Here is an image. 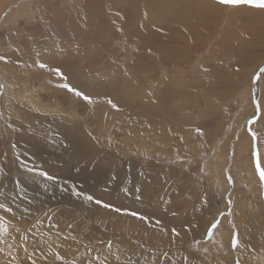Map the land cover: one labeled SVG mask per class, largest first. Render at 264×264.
Wrapping results in <instances>:
<instances>
[{"label": "rangeland", "instance_id": "rangeland-1", "mask_svg": "<svg viewBox=\"0 0 264 264\" xmlns=\"http://www.w3.org/2000/svg\"><path fill=\"white\" fill-rule=\"evenodd\" d=\"M191 1L0 0V264H264V10Z\"/></svg>", "mask_w": 264, "mask_h": 264}, {"label": "snow or ice", "instance_id": "snow-or-ice-1", "mask_svg": "<svg viewBox=\"0 0 264 264\" xmlns=\"http://www.w3.org/2000/svg\"><path fill=\"white\" fill-rule=\"evenodd\" d=\"M217 3L221 4V5H232V6H240L242 4L244 5H249L251 7H254V8H257V9H260V10H264V0H216ZM2 59H5L4 57H0V60ZM39 67L41 69H47V65L41 63L39 64ZM51 71H54L56 74L58 75H62V73L60 72V70L57 68V69H52ZM261 75H264V67L260 68L259 69V72L257 73V75L254 77V80H258ZM63 88L67 89L68 91L70 92H73L77 97H80L81 99L85 100V101H88V102H91V97H89L88 95H85L82 91L76 89V88H73L72 86H70L69 84L65 83L63 85H61ZM3 88V85H0V89ZM109 104H112V107H117L115 104L112 103L111 100L108 101ZM259 104L257 105V109L259 110ZM200 131V130H198ZM252 139L255 141L257 139L256 137V134L253 132L252 133ZM253 157H254V162H255V166H256V170L257 172L259 173V177L261 179L262 182H264V166H262L261 164V158H260V153H259V150L256 149L254 152H253ZM40 175L44 176L45 178L47 179H54L53 177H50L48 176L47 173H43L41 172ZM89 200H92L93 197L91 196H88L87 197ZM97 204H102L103 207L105 208H113L112 205H108V204H103L102 201H99L97 200L96 201ZM4 206L3 205H0V208H3ZM10 211V209H9ZM114 211H117V212H120L122 211L121 209L119 208H114ZM130 215H133V216H138L141 220H146L147 217H144V216H140L138 213H135V212H132V213H129ZM157 224L161 223L159 220L156 221ZM219 223L220 221L217 219L215 220L211 225H210V228H209V231H212L214 230L215 228H217L219 226ZM172 232L173 234H176L178 235V233H176V230L175 229H172ZM238 240L234 239L233 240V244L232 246L233 247H237L238 246ZM108 247L110 248L111 247V243L109 242V245ZM26 250V249H25ZM57 259H63L61 256H59V254L57 253ZM33 264H35V262L33 261Z\"/></svg>", "mask_w": 264, "mask_h": 264}, {"label": "bare ground", "instance_id": "bare-ground-1", "mask_svg": "<svg viewBox=\"0 0 264 264\" xmlns=\"http://www.w3.org/2000/svg\"><path fill=\"white\" fill-rule=\"evenodd\" d=\"M205 4V5H203L204 7H205V9L204 10H202L201 11V16L203 15V16H209L210 15V13L212 12V9H213V2H211V1H205V0H192L191 2H189V4L192 6V7H194L195 9H196V7L195 6H198L199 4ZM200 6V5H199ZM198 6V7H199ZM230 6V5H229ZM209 7H211V9H209ZM204 11V12H203ZM203 20V19H202ZM14 30V29H13ZM12 30V31H13ZM14 32V31H13ZM138 44V43H137ZM25 46H27V44L25 45ZM34 46V45H33ZM137 46H139V45H137ZM11 79V78H10ZM73 128V127H72ZM79 134V133H78ZM82 141L80 140V138L78 137V138H75V140H73L72 142H70L71 143V145L69 146V147H71L70 149L69 148H67V149H65V148H63V149H61V150H56V149H54V152L57 154V152H58V154L57 155H59L61 158H62V160H63V162H69V160H72L73 162H75L76 164L75 165H80L81 163H82V161H83V158H86V156H84L83 157V155H82V152H81V150H80V148H81V146H82V149L84 148V146H86L85 144H83V145H81L82 143H81ZM50 143H52V142H50ZM54 143V142H53ZM56 143V142H55ZM89 143V142H88ZM83 153H84V151H83ZM68 157V158H67ZM219 158H221V157H219ZM52 160H53V158H52ZM77 161H78V163H77ZM67 171H68V169H67ZM124 178L127 180V178H128V176L127 175H125L124 174ZM146 178H147V176H146ZM145 185H147L146 183H144ZM167 184V183H166ZM165 185V184H164ZM172 188V187H171ZM122 191V190H121ZM123 192V191H122ZM154 192V191H153ZM119 193H121V192H119ZM123 194V193H122ZM154 194V193H153ZM169 194V193H168ZM165 196H166V194H165ZM170 198V197H169ZM256 204L257 203H253L250 207H249V210L251 211V213L252 212H254L255 211V206H256ZM263 213V212H262ZM116 214V213H115ZM60 218V217H59ZM62 221V223H63V220H61ZM125 226V225H124ZM147 228V227H146ZM151 228V227H150ZM80 229V228H79ZM148 229V228H147ZM171 230V229H170ZM83 231V230H82ZM130 232L129 233H135V231H137V230H129ZM145 231V230H144ZM146 231H150V230H146ZM80 233V232H79ZM138 233V232H137ZM147 234V233H146ZM161 234V233H160ZM153 235H154V233H153ZM137 236V235H136ZM148 236V235H147ZM155 237V236H154ZM168 237V236H167ZM166 237V238H167ZM173 237V236H172ZM176 237V236H175ZM164 238V237H163ZM148 241L149 242V238H147V237H143L142 236V241L143 242H145L146 243V241ZM167 240H169V239H167ZM80 241V240H79ZM173 241V240H172ZM64 242V241H63ZM62 242V243H63ZM67 242V250H73V245L71 246V243H68V242H70V241H66ZM147 242V243H148ZM119 244H122V245H126V246H128L129 244L127 243V242H118ZM172 243V242H171ZM174 243V242H173ZM149 244V246L151 245L150 243H148ZM71 246V247H70ZM154 246V245H153ZM163 246V245H162ZM166 247V246H165ZM123 252H128V255L129 256H122V259L124 260V261H126V262H132V261H134V257H137V258H141V254H140V252H133L131 249H126V250H124ZM142 257H143V255H142ZM188 259H190V257L188 258ZM194 261V259L193 258H191L190 259V261ZM188 261V260H187ZM189 261V262H190ZM192 263V262H191ZM191 263H189V264H191Z\"/></svg>", "mask_w": 264, "mask_h": 264}, {"label": "water", "instance_id": "water-1", "mask_svg": "<svg viewBox=\"0 0 264 264\" xmlns=\"http://www.w3.org/2000/svg\"><path fill=\"white\" fill-rule=\"evenodd\" d=\"M230 6H232V5H230ZM240 6H248V7H251V6H249V5H244V4H242V5H240Z\"/></svg>", "mask_w": 264, "mask_h": 264}, {"label": "crops", "instance_id": "crops-1", "mask_svg": "<svg viewBox=\"0 0 264 264\" xmlns=\"http://www.w3.org/2000/svg\"><path fill=\"white\" fill-rule=\"evenodd\" d=\"M251 174V172H249Z\"/></svg>", "mask_w": 264, "mask_h": 264}]
</instances>
